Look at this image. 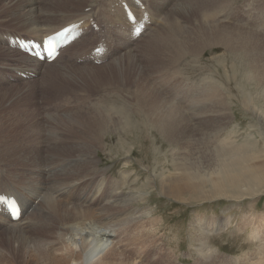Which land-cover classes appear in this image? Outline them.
Here are the masks:
<instances>
[{
  "label": "bare ground",
  "instance_id": "1",
  "mask_svg": "<svg viewBox=\"0 0 264 264\" xmlns=\"http://www.w3.org/2000/svg\"><path fill=\"white\" fill-rule=\"evenodd\" d=\"M145 1L158 20L134 40L131 34L133 26L128 22L125 12L119 11L116 21L111 15L112 5L118 2L117 0H11L10 4L18 3L22 10L20 8V14H14L4 20L17 23L21 20L20 24L23 23V25L19 27L23 30L0 31V52L5 53L3 54L5 58L0 59V90H2L0 97L6 98L16 87H8L15 79L26 76L27 78L21 80L34 83L35 88L30 93L26 89L21 92L28 93L30 96H34L36 92L42 93L44 105L40 106L38 102L34 104L32 100H29L38 110V116L36 113L32 114V119L28 116H18L9 131L13 133L23 121H31V124L36 125L33 137L54 138L63 132V130L61 133L55 131L56 123L65 120L68 122L66 131L74 135L82 127L90 134L89 126L98 128L103 136L108 133L114 134L120 129L129 133L130 125H132L136 129L137 136L146 137L152 141L150 134L153 132L163 137L164 134L173 133L176 126L185 129L184 122L190 121L187 118L189 113L199 120H206L205 117L209 116L218 117L222 113L221 108L224 103L219 107L214 102L215 97H207L208 99L204 100L207 94L206 87L195 89L194 95L184 104L187 107L186 110L180 107L183 105L174 103L179 92L181 94L185 93L184 90H188L185 87L187 85L182 83L183 79L179 80L182 86L179 85L173 101L167 98L168 93L165 95L164 92L169 86L167 82L169 80L166 77H168L167 73H170V68L157 63L160 67L155 70L157 73L151 70L154 63L150 61V57L157 50L162 51L164 57L176 59L174 63H177L187 55L199 58L202 50L224 46L228 51L234 52L235 56L248 61L250 70L247 74L249 75L250 72L255 74L251 79L264 78V53L254 51V46L247 41L254 35L252 32L254 29L246 28L240 23L236 25L232 21L231 24L226 21L228 18L226 12L233 11L230 8L234 7V0L221 1L223 7H215L220 11L217 19L211 14H206L205 11L199 17L200 2L205 0H193L189 6L194 5L197 16V19H193L195 24L189 25L184 21L182 26L171 25L170 30L174 29L172 30L174 35L169 34L167 26L172 24L171 13L180 8L182 0L176 1L173 5L166 0ZM213 1H211L212 4L215 2ZM44 3L50 6L58 5V10L43 8ZM75 4H79L80 7L76 9ZM263 5L257 7L258 14L264 8ZM215 8L213 10H216ZM135 14L138 21L144 17V12L135 10ZM58 15L68 16L55 18ZM199 18H201V25L198 26ZM80 21H83L85 35L65 49L52 64L29 58L10 48L5 42L7 37L15 36L42 40L65 26ZM90 21L97 24L98 30L91 29ZM257 23L262 26V21ZM98 44L105 47L107 51L103 56L104 62L93 66L94 64L90 62L91 52L97 48ZM255 54L259 56V60ZM41 77H48L49 82L46 84L43 80L40 81ZM136 82L138 86L135 89L132 85ZM17 83L14 84L18 85L20 82ZM106 83H112L115 86H108ZM175 84L177 83L171 86ZM182 89L184 90L181 92ZM48 94H54L58 98L53 100ZM154 94L159 97V101L145 105L147 99H151L149 97ZM217 94L216 91L213 96ZM114 95L121 97L120 101L124 110L106 109V106L101 104L102 100ZM170 95L172 96V92ZM203 96L204 98L198 101V97ZM182 98L184 97L179 98L180 101ZM29 101L19 102L16 106L9 101L6 106L11 104L9 111L19 112V109L24 107L21 105L28 104ZM209 108H217V110L213 114L212 111H208ZM1 109L3 110V106H0ZM245 110L250 114L248 109L245 108ZM259 111L255 107L251 108L252 116L256 119H254L256 121L254 126L264 140V112ZM222 127H215L198 138L202 153H211L216 157L213 166L210 163L207 165L219 171L216 185L223 186L224 190L229 191L232 188L241 190L245 187H257L264 184V164L262 162L255 164L253 156L247 154L250 148L254 150V144L252 146L249 145L250 143L237 145L224 141L225 139L222 140L220 138V135L224 133ZM175 140L176 142L172 141V143L175 142L172 145L178 150H172V155L177 158L185 153L186 146L191 147V145L185 140L177 138ZM45 143L46 140L43 139L41 143L32 144L36 151L41 150V154L48 156L45 163L23 167L9 164L0 167V185L5 186L3 192L14 195L23 207V217L18 222H8L0 216V237L11 235L16 243H24L25 255L30 257L25 260V264H123L116 259V250L111 247L120 241L121 226L109 225L107 213L109 210L118 208L116 218L122 221L121 225L128 224L129 215L134 213L128 207L132 206L136 196L129 195L130 191L124 193L125 183L120 186L115 181L106 179V170L99 167L100 160L93 155L85 153L76 155L54 153V155L44 150ZM57 146L55 144L54 148ZM126 173L125 182L130 175ZM149 180L153 181V176ZM164 180L161 179L162 187ZM41 228L49 231L47 238L32 237L29 233L30 230ZM32 249V256L39 252H47L46 259L32 258Z\"/></svg>",
  "mask_w": 264,
  "mask_h": 264
},
{
  "label": "rangeland",
  "instance_id": "2",
  "mask_svg": "<svg viewBox=\"0 0 264 264\" xmlns=\"http://www.w3.org/2000/svg\"><path fill=\"white\" fill-rule=\"evenodd\" d=\"M10 1L0 0V31L2 32L12 29L23 30L19 27L23 25V23L20 24L21 20L18 23L4 20L14 14H20V8L22 10L20 4H10ZM176 1L178 0H166L171 5ZM211 1L213 0L200 2L199 17L205 11L206 14H211L217 19L220 11L215 7H223L221 1L226 2V0H214V4ZM192 2L193 0H182L180 8L171 13L172 24L167 26L170 35H174L172 33L174 29L170 30L173 24L182 26L184 21L189 25L195 24L193 19H197V16L194 5L189 6ZM7 4L11 6L6 7ZM263 4L264 0H234V7L230 8L233 13L226 12L228 13L227 23L232 21L236 25L240 23L246 28L254 29L252 31L254 35L247 41L254 46V51L262 53H264V12H262L264 8L258 14L257 7ZM42 7L56 10L58 5L50 6L44 3ZM74 7L77 9L80 5L75 4ZM200 20L201 18H199L198 26L201 25ZM259 21H262L263 27L257 23ZM162 53L157 50L151 55L150 61L154 63L151 70L157 73L155 70L160 69L157 63L170 68V73H167L168 77H166L170 87L168 86L164 92L165 95L168 93L167 98L173 101V96L181 85L179 80L183 79L182 83L187 85L185 87L188 90L182 89L181 92L184 90L185 93L179 92L174 103L183 105L184 107H180L186 110L187 107L184 104L187 100L197 89L206 87L205 98L198 97V101L215 97L216 105L220 107L224 103L221 108L222 113L218 117L209 116L210 118L205 117L206 120H199L189 113L187 118L190 121L184 122L185 129L176 126L173 133L164 134L163 137L153 132L150 134L152 141L146 137L137 136L136 129L132 125H130L129 133L120 129L114 134L108 133L103 136L98 128L89 126L90 134L82 127L83 130H78L74 135L66 131L68 122L65 120H60L59 125L56 123L55 131L61 133L63 130L60 135L54 138L33 137L36 125L31 124V121H23L13 133L9 129L17 121L18 116H28L32 119V114L37 115L38 110L33 105L36 102L40 105L44 95L36 92L34 96H30L28 93L21 92L26 89L30 93L35 88L34 83L15 79L14 81L17 80L15 84L20 83L15 85L12 82V85L8 87H16L6 98L0 97V106H3V110H0V167L9 164L23 167L45 163L48 156L41 154V150L36 151L32 146L34 143L43 142V139L46 140L44 150L53 154L85 153L98 158L99 167L106 170V179L113 180L120 186L125 183V192H123L126 194L130 191L129 195L136 196L132 206L128 207L131 212L134 211L129 215L128 224L121 225L122 221L116 218L118 208L109 210L107 213L109 225L121 226L120 241L111 247L116 250V259L123 264H262L264 262V184L257 187H245L241 190L232 188L229 191L224 190L223 186H217L216 178L219 171L207 166L208 163L214 164L216 157L211 153H202L198 138L215 127L223 126L225 134L220 135L222 140L225 139L224 141L237 145L250 143L249 145L252 146L254 144V150L250 148L247 154L253 156L255 164L261 162L264 164V140L254 126L256 119L251 112L253 107L260 110L259 112H264V78L251 79L255 74L253 72L247 74L250 70L248 61L235 56L234 52L228 51L224 46L202 50L199 58L187 55L182 57L178 64L174 63L176 59L164 57ZM3 54L5 55L0 52V59L5 58ZM257 57L259 60V56ZM170 74L172 75L169 76ZM47 78L41 77L39 80L47 84L49 82ZM173 83L177 84L171 86ZM106 84L115 86L112 83ZM132 86L136 89L138 82ZM216 91L218 94L213 96ZM48 95L53 100L58 98L54 94ZM181 96L185 100L182 98L180 101ZM138 98L141 97L138 96ZM149 98L151 99H147L145 105L159 101V97L155 94ZM29 100H32L34 104ZM120 100V96H109L106 100H102L101 104L105 105L106 109L121 111L124 107ZM9 101L13 102V106L19 102L29 101V103L21 105L24 107L19 109V112H10L12 105L6 106ZM42 103L44 105V101ZM110 105L112 107H108ZM217 108H209L208 111L214 114ZM169 135L172 136L169 137ZM175 138L185 140L191 145L184 148L185 153L177 157L178 159L172 155V150H178L172 145L176 142ZM172 141L175 142L172 143ZM55 144L58 145L56 148H54ZM126 172L130 175L125 182ZM152 176L154 180L148 181ZM161 179H165L163 187ZM2 187L5 189L4 185H0V189ZM29 233L32 237L47 238L49 236V231L45 228L30 230ZM23 244V242L16 243L11 235H2L0 264H25V260L30 257L25 255ZM46 257L47 252H39L32 256L36 260H45Z\"/></svg>",
  "mask_w": 264,
  "mask_h": 264
}]
</instances>
